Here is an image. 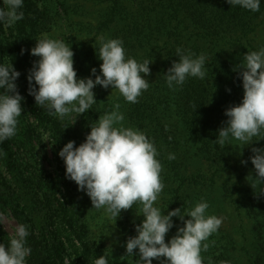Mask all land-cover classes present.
I'll use <instances>...</instances> for the list:
<instances>
[{
  "label": "trees",
  "instance_id": "16d2710c",
  "mask_svg": "<svg viewBox=\"0 0 264 264\" xmlns=\"http://www.w3.org/2000/svg\"><path fill=\"white\" fill-rule=\"evenodd\" d=\"M20 11L22 19L0 26V63L20 72L15 83L23 97L16 134L0 143V214L28 226L26 264H94L100 255L108 264H121L92 236L90 199L66 179L58 156L68 141L84 142L90 126L116 104L124 126L143 131L157 149L163 214L176 208L184 213L201 200L209 204L208 215L228 210L230 231L218 229L202 242L208 245L201 251L203 264H264V184L253 182L256 172L249 160L252 147L264 146V136L253 137L247 146L214 141L227 120L225 110L243 97L237 66L247 52L264 46V0L258 12L227 0H23ZM54 26L64 31L59 39L74 52L77 77L90 76L93 67L99 74L95 38L104 35L121 39L126 57L151 61L145 77L150 87L130 103L118 91L96 86V102L86 113H74L78 122L71 115L63 120L51 115L28 94L27 75L38 60L30 49ZM177 47L205 54L207 75L189 77L170 90L163 75L178 60ZM138 207L136 202L125 210L126 223L134 228ZM173 223L167 240L183 226L178 217ZM11 237L0 219V243L7 247Z\"/></svg>",
  "mask_w": 264,
  "mask_h": 264
},
{
  "label": "clouds",
  "instance_id": "9594fccd",
  "mask_svg": "<svg viewBox=\"0 0 264 264\" xmlns=\"http://www.w3.org/2000/svg\"><path fill=\"white\" fill-rule=\"evenodd\" d=\"M227 3L252 12L260 10V0H227ZM22 7L23 0H3L0 26L6 29L22 19ZM95 43L99 45L98 59L102 61L99 74L93 67L89 77L78 78L70 45L51 38L48 33L36 39L30 54L38 60L33 62L27 75L28 94L34 97L36 105L61 120L73 113L78 116L96 102L93 92L96 86L112 87L127 102H138V97L150 87L145 77L150 74L151 61L126 57L119 38L99 35ZM24 51L21 49L22 54ZM175 51L178 60L163 75L170 90L183 86L189 77L206 78L205 54L197 55L181 47ZM242 61L236 70L242 81L243 97L239 104L224 112L227 120L214 140L220 146L233 140L247 146L253 143V137L264 136V46L247 52ZM19 76L20 72L12 64L0 63V89L3 90L0 91V143L16 134L18 117L23 111V97L15 83ZM123 121L120 105L116 104L90 126V132L79 146H75V141L64 144L58 156L64 162L66 179L85 192L92 208L103 209L110 218L140 203L143 220L135 225L136 235L129 237L125 244L127 255L133 256L134 250H138L137 264H153V260L160 264H203L201 251L208 245L202 242L219 229L222 219L207 214L209 204L204 200L184 213L176 208L163 214L164 209L157 206L164 188L157 149L143 131L125 127ZM251 153L249 160L256 172L253 182L264 184V146L252 147ZM168 158L175 157L169 154ZM173 217H178L183 226L177 227L176 234L165 242L166 234L174 226ZM28 236V226L18 224L9 245L0 243V264H26L31 253V248L26 246ZM94 264H108V260L100 255Z\"/></svg>",
  "mask_w": 264,
  "mask_h": 264
},
{
  "label": "rangeland",
  "instance_id": "374dc122",
  "mask_svg": "<svg viewBox=\"0 0 264 264\" xmlns=\"http://www.w3.org/2000/svg\"><path fill=\"white\" fill-rule=\"evenodd\" d=\"M60 28H57V26H54L50 31H44L42 33H48L49 36L51 38L54 39H59L60 35H61ZM64 32V31H63ZM62 32V33H63ZM41 33V34H42ZM89 77L87 75H82L78 78H86ZM93 79H95V77H92ZM109 93H114L117 92L118 90L113 89L112 87H109L108 89ZM94 92V89H93ZM71 117L73 118V122L76 123L78 122L76 120V115L73 113L71 114ZM49 155V159L51 157L50 154ZM195 163H197V161L195 160ZM44 165L46 166V168L50 169L48 167V164L44 163ZM221 181V178L218 179V183ZM90 199V198H89ZM89 208V216H88V221L90 223V229H91V233L92 236L94 238H97L100 243H102L105 248H107L108 250H112L113 253H115V255L117 256L116 259L121 263V264H137V261L139 259V254H138V250H134V255H127L126 251H125V243L127 241V239L129 237L135 236L136 232H135V228L133 227V224H128L127 225V221L125 220L126 215V211L125 210H121L120 214L116 217H108L107 215H105L103 209L101 210H96L94 208H92V204L91 201L88 202ZM157 206H159V202L157 201ZM215 216H217L218 218L222 219V223L219 227L220 230H226L228 233L230 231L231 228V217L229 215L228 210H223L222 212L219 213H213ZM134 217L136 218L137 222L136 224H139L142 220H143V216L142 213L140 212V208H137V211L134 212ZM133 217V218H134ZM1 219V225L3 227V229L10 235L13 236L14 235V229L15 227L18 225V223L13 219V217L10 214H2V217H0ZM128 219V218H127ZM129 220V219H128ZM127 227V230H123L125 227ZM168 233L165 236V242H167L168 240ZM237 243H241V240L238 237H234ZM122 244V245H121ZM119 246H121L119 248ZM123 247V251H121ZM155 262L160 263V261L155 260Z\"/></svg>",
  "mask_w": 264,
  "mask_h": 264
}]
</instances>
